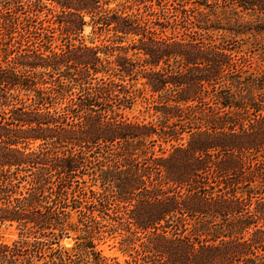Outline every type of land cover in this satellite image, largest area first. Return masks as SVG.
<instances>
[{
    "label": "trees",
    "instance_id": "1",
    "mask_svg": "<svg viewBox=\"0 0 264 264\" xmlns=\"http://www.w3.org/2000/svg\"><path fill=\"white\" fill-rule=\"evenodd\" d=\"M249 11L0 0V264H264V67L232 40Z\"/></svg>",
    "mask_w": 264,
    "mask_h": 264
},
{
    "label": "rangeland",
    "instance_id": "2",
    "mask_svg": "<svg viewBox=\"0 0 264 264\" xmlns=\"http://www.w3.org/2000/svg\"><path fill=\"white\" fill-rule=\"evenodd\" d=\"M250 15H247V19H250L252 27L249 30H246L245 34L232 36L233 45L236 47L237 56L235 57H250V61L253 65L263 66L264 67V15H260L257 11H249ZM262 23V28H259ZM89 31V28L86 29V33ZM229 39L231 35L227 34ZM249 54V55H245ZM141 107V106H140ZM134 113H138L136 110ZM260 187L262 191L264 190V174L260 182ZM0 237L4 240L10 241L16 237V230L14 227H1L0 228ZM119 238H109L104 242L98 244V248L102 253L107 257H117V259L124 263L127 255L124 254L119 247L118 243ZM73 239H64L62 245L66 247H71L73 245Z\"/></svg>",
    "mask_w": 264,
    "mask_h": 264
}]
</instances>
